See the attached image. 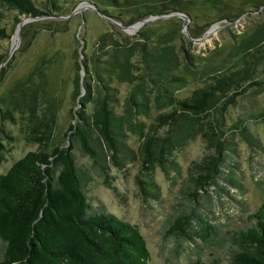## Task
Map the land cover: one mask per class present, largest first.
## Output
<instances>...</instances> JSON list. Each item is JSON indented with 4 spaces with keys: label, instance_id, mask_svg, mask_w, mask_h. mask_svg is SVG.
<instances>
[{
    "label": "trees",
    "instance_id": "obj_1",
    "mask_svg": "<svg viewBox=\"0 0 264 264\" xmlns=\"http://www.w3.org/2000/svg\"><path fill=\"white\" fill-rule=\"evenodd\" d=\"M1 1L17 16L46 14L30 0ZM49 6L56 11L53 0ZM108 24L90 51L75 61L73 97L79 88L82 92L74 100L61 143L53 140L55 103L43 68L48 59L38 60L10 88L9 107L0 108V155L4 119L16 116L24 139L36 144L0 172V264H147L148 251L137 227L89 200L84 186L90 177L109 186L108 166L134 163L135 185L155 196V166L167 177L176 168L172 152L199 136L202 153L186 166L187 183L201 188L216 178L232 182L220 171L226 131L256 142L244 118L226 123L225 112L246 86L259 85L256 70L264 61V21L233 44L229 58L200 68L186 47H175L167 38L153 40L144 25L125 33ZM6 36L0 27V39ZM194 77L199 84L178 96V88ZM74 148L85 164H77ZM185 218L171 221L177 224ZM247 220L236 232L229 264H264V200ZM187 264L222 263L196 258Z\"/></svg>",
    "mask_w": 264,
    "mask_h": 264
},
{
    "label": "rangeland",
    "instance_id": "obj_2",
    "mask_svg": "<svg viewBox=\"0 0 264 264\" xmlns=\"http://www.w3.org/2000/svg\"><path fill=\"white\" fill-rule=\"evenodd\" d=\"M30 1L46 14L17 16L13 8L0 0V27L7 35L0 39V108L9 107L10 88L22 81L38 60L48 59L43 68L48 95L55 103V143L65 139L61 135L71 122L74 100L80 95L72 94L75 61L90 51L102 30L110 27V19L129 24L151 17L139 27L150 29L153 40L167 38L175 47H186L197 68L229 58L233 44L264 21V0H53L56 11L50 8V0ZM20 19L23 20L19 22ZM78 63L80 78L83 70ZM256 75L261 78L259 85L246 86L225 112L226 123L244 118V124L256 138V142L248 143L232 130L226 131L220 171L221 175L231 176L232 182L216 178L214 183L208 182L201 188L187 183L186 166L202 153V141L196 136L172 152L176 168L167 177L155 166V196L143 194L135 185L134 163L121 168L108 166L109 186L96 176L85 184L91 202L103 204L106 211L137 227L148 251L147 264H187L196 258L229 264L236 232L248 223V213L264 200V61ZM196 80L187 78L177 95H187L199 84ZM250 113L258 114V118L246 119ZM1 123L6 133L2 134V173L26 150L35 149L36 144L24 139L21 120L16 116ZM133 140L131 137V145L136 144ZM211 150L210 147L208 151ZM72 151L77 164L86 163L76 148ZM110 186L115 187V192ZM178 216L186 218L172 223L171 219Z\"/></svg>",
    "mask_w": 264,
    "mask_h": 264
},
{
    "label": "water",
    "instance_id": "obj_3",
    "mask_svg": "<svg viewBox=\"0 0 264 264\" xmlns=\"http://www.w3.org/2000/svg\"><path fill=\"white\" fill-rule=\"evenodd\" d=\"M176 14H178V13H176ZM161 16H165V15H161ZM23 18H25V17H23ZM149 19H151V17H144V18L138 19V20H136L132 23H129V24H121L120 22L115 21L113 19H110V21L112 23H114L115 25H117L120 29L130 33V32H134L142 23H144L146 20H149ZM22 20L23 19H20L19 22H21ZM208 31H209L208 29L205 30L204 34L207 33ZM81 92H82V88H80L79 94H81Z\"/></svg>",
    "mask_w": 264,
    "mask_h": 264
}]
</instances>
